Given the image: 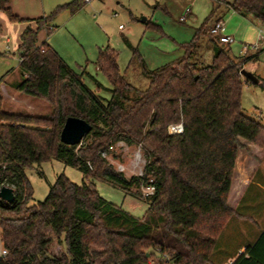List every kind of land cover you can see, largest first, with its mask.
I'll return each instance as SVG.
<instances>
[{
    "label": "trees",
    "instance_id": "16d2710c",
    "mask_svg": "<svg viewBox=\"0 0 264 264\" xmlns=\"http://www.w3.org/2000/svg\"><path fill=\"white\" fill-rule=\"evenodd\" d=\"M83 3L71 0L49 15L23 19L12 13L9 0H0L8 20L27 23L16 51L21 79L11 88L51 108L42 116L6 112L0 93V187L8 185L14 193L12 203L0 199V249L5 250L0 264H162V254L167 264H207L218 235L236 215L227 195L240 139L264 149V126L244 116L240 103V70L257 53L234 56L229 44L212 36V9L191 40L180 45L182 54L156 68H147L124 39L132 52L129 65L137 62L146 81L142 88L120 74L112 47L98 48L96 67L111 85L105 99L85 84L84 70L75 71L45 40L38 42L40 31L52 33L56 11L75 13ZM227 6L264 25V0H230ZM202 43L211 49L209 64L195 57ZM67 117L91 125L79 144L59 139ZM177 122L182 132L169 135L167 126ZM117 140L140 144L142 177L126 178L100 156ZM49 160L143 199L146 210L136 217L102 198L92 182L77 184L63 174L34 202L24 171ZM149 179L152 195L130 191ZM53 238L64 248L58 255L50 251ZM148 248L159 255L152 263ZM232 264H264V230Z\"/></svg>",
    "mask_w": 264,
    "mask_h": 264
},
{
    "label": "rangeland",
    "instance_id": "374dc122",
    "mask_svg": "<svg viewBox=\"0 0 264 264\" xmlns=\"http://www.w3.org/2000/svg\"><path fill=\"white\" fill-rule=\"evenodd\" d=\"M70 1L41 0L44 6L42 15H49L58 6ZM229 2L230 0H221L220 3L212 0H90L83 3L75 13H70L67 9L56 11L50 22L53 30L48 42L71 68L77 72L84 70L83 80L91 90L108 99L111 96V85L96 70L95 65L98 48L106 45L112 47L117 52L120 74L133 86L142 88L146 81L137 62L129 65L132 52L124 39L137 50L147 68L153 69L178 58L183 52L180 45L191 40L195 28L214 9L209 23L213 24L221 18L224 34L234 39V42L229 44L231 54L249 57L257 53L255 58L243 64L242 69L257 77L259 83L252 84L242 76L240 103L244 116L264 126V39L258 42L257 34L258 28L262 29L264 25L233 12L227 6ZM186 8L190 9V12L180 21L179 18ZM142 19L151 25L145 26V23H141ZM11 23L15 27L24 22ZM29 23L33 25L32 21ZM42 32L38 42L46 38L45 32ZM18 34L15 28H12L8 33H4V36H0V77H5L0 85L2 109L6 112L48 115L51 108L44 100L21 94L11 88L13 83L21 79L18 55L13 47L14 39L19 40ZM6 36L9 42L5 41ZM255 43L259 44V47L252 49L251 45ZM244 46H248V49L243 53ZM259 49L261 50L258 51ZM211 55V49L202 43L195 57L204 64H209ZM129 159L128 156L118 158L125 167L128 166ZM24 173L31 185L34 202L43 200L56 177L63 174L77 184L82 181L92 182L102 198L136 217H141L146 210L143 199L124 194L105 181L85 180L77 168L60 160L33 165L25 169ZM130 191L137 194L141 192L140 188L135 186ZM47 232L51 234L50 231ZM50 251L53 255H58L64 248L53 238ZM149 253H153V256L148 259V263L159 257L153 248L146 249V257H149Z\"/></svg>",
    "mask_w": 264,
    "mask_h": 264
},
{
    "label": "crops",
    "instance_id": "0c3cea01",
    "mask_svg": "<svg viewBox=\"0 0 264 264\" xmlns=\"http://www.w3.org/2000/svg\"><path fill=\"white\" fill-rule=\"evenodd\" d=\"M9 7L20 18L33 19L42 15L44 6L41 0H9ZM11 22L20 21H10L0 12V36L15 28L19 37L27 24L24 22L14 27ZM145 22V19L141 21ZM49 36L43 38L48 44ZM5 41H10L7 36ZM13 43L17 51L19 40L14 39ZM240 143L243 146L237 150L227 195V204L236 215L227 220L218 235L208 262L210 264H232L241 254H245L246 248L252 246L264 230V149L242 139Z\"/></svg>",
    "mask_w": 264,
    "mask_h": 264
},
{
    "label": "built area",
    "instance_id": "2783aa9c",
    "mask_svg": "<svg viewBox=\"0 0 264 264\" xmlns=\"http://www.w3.org/2000/svg\"><path fill=\"white\" fill-rule=\"evenodd\" d=\"M88 2L89 0H84ZM188 9H186L185 13L180 16L179 20L183 21ZM120 27V26H119ZM210 34L212 36L217 37L218 41L223 44H230L234 42V39L230 35L224 34V25L221 20L214 22L210 27ZM258 34V42L261 39H264V28H259L257 31ZM259 47V44L255 43L251 45L252 49H256ZM248 49V46H244L242 51L243 53ZM182 123H172L167 126V133L169 135H176L182 132ZM100 156L106 160L107 164L112 167L115 172L121 173L124 177L130 178L132 176L142 177L143 167H144V159L141 152L140 144L137 145H129L124 140H117L113 143L108 144L105 148L100 151ZM128 156L129 162L128 166L125 167L119 160V157ZM0 167H4L0 163ZM9 187L8 185H4ZM11 188V187H10ZM140 193L143 198H146L154 192V185L152 180L149 179L147 183L141 184ZM0 254H5L4 249H0ZM163 263L167 264L168 256L166 254H162Z\"/></svg>",
    "mask_w": 264,
    "mask_h": 264
},
{
    "label": "water",
    "instance_id": "95a60500",
    "mask_svg": "<svg viewBox=\"0 0 264 264\" xmlns=\"http://www.w3.org/2000/svg\"><path fill=\"white\" fill-rule=\"evenodd\" d=\"M144 19H142L143 21ZM241 76L252 84H258L259 79L252 73L240 70ZM91 130V125L83 119L77 117H67L60 130L59 139L66 145L79 144L81 139ZM0 199L6 203H12L14 200L13 189L7 186L0 187Z\"/></svg>",
    "mask_w": 264,
    "mask_h": 264
}]
</instances>
